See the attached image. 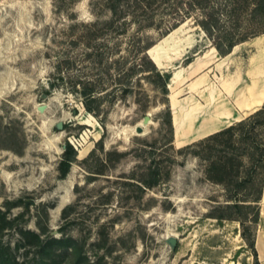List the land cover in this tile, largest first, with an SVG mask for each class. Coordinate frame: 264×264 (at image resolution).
I'll return each mask as SVG.
<instances>
[{"label": "rangeland", "instance_id": "374dc122", "mask_svg": "<svg viewBox=\"0 0 264 264\" xmlns=\"http://www.w3.org/2000/svg\"><path fill=\"white\" fill-rule=\"evenodd\" d=\"M79 2L0 0V264H254L246 240L256 192L209 180V152L226 143L194 157L196 148H184L200 139H191L194 126L171 144L168 112L171 102L203 104L211 91L258 98L264 35L222 58L197 10L173 30L180 17L171 6L144 28L112 16L106 0H88L82 12ZM146 43L157 45L159 74L138 69L150 66ZM68 144L76 155L61 175ZM63 237L72 250L51 240Z\"/></svg>", "mask_w": 264, "mask_h": 264}, {"label": "trees", "instance_id": "16d2710c", "mask_svg": "<svg viewBox=\"0 0 264 264\" xmlns=\"http://www.w3.org/2000/svg\"><path fill=\"white\" fill-rule=\"evenodd\" d=\"M108 9L112 16L130 19L138 23L140 27H150L152 25L153 11L162 5L171 6L174 14L178 17V22L172 25L176 28L177 23H181L185 18L191 16L193 10H197L200 16L196 23L203 30L221 57L231 53L234 46L247 41L264 33V0H106ZM125 21V20H124ZM151 45L146 43L140 46V52L143 54L142 60L147 61L150 66L139 65L140 71H155L159 74V68L153 63L147 49ZM147 54V55H146ZM149 57V58H148ZM190 60L187 61L189 63ZM88 108V103L84 102ZM168 129L171 134L170 143L173 144L174 128L172 124L171 110L168 112ZM226 143V150L221 148H212L209 152L211 161L205 173L209 180L215 183H225L226 180L233 181V187L238 190L250 186V192H256L251 198V203L256 206V219L258 221L259 207L258 202L262 192L264 176V103L255 111L251 112L242 119L235 121L218 131H215L199 140L186 144L185 149L196 148L193 156L198 159L203 158L202 149L207 144L214 142L219 146V142ZM227 152L223 154L222 152ZM75 152L71 150L68 144L65 154L58 164V170L61 175L68 171ZM243 156L247 160L243 161ZM242 168L246 171V176L240 174ZM157 183V179L151 183H142L149 187ZM236 201L232 206L239 207ZM215 218L229 219V216L217 215ZM244 238V234L241 233ZM57 243H64V249L72 250V237H63L60 239H51ZM248 247L257 263V256L254 247V235L252 240H246Z\"/></svg>", "mask_w": 264, "mask_h": 264}, {"label": "bare ground", "instance_id": "6f19581e", "mask_svg": "<svg viewBox=\"0 0 264 264\" xmlns=\"http://www.w3.org/2000/svg\"><path fill=\"white\" fill-rule=\"evenodd\" d=\"M237 47H239V44L234 46L230 54L222 58H228L231 55L235 54V52L238 49ZM156 48L157 45L152 46V48L148 50L147 54H149L148 56H151L150 59L153 60L155 62V65L159 68L160 59L156 54L155 51ZM177 76H178L177 73H175V75L172 78L175 80ZM211 95L215 96V92H212ZM209 96L203 97L206 102L204 109L198 107L196 102L193 101L191 98L187 99L185 102L183 101V103H176V102L173 103L172 113H173L175 132H176V142L178 143L181 142V131L183 130L182 128L183 126L187 130L191 129L194 126V132H192L193 136L191 139L199 138L205 135L207 136V134H209L212 130H214L217 126L221 124L222 119L225 117V115L229 114V111L223 105L222 101L215 100L216 97L214 98ZM172 99L173 96L170 95V100ZM257 102L258 100H256L255 103ZM247 107L250 108L249 106Z\"/></svg>", "mask_w": 264, "mask_h": 264}, {"label": "crops", "instance_id": "0c3cea01", "mask_svg": "<svg viewBox=\"0 0 264 264\" xmlns=\"http://www.w3.org/2000/svg\"><path fill=\"white\" fill-rule=\"evenodd\" d=\"M263 92H264V88H263V90L260 93L258 98L252 97L253 95H251L250 97H247L244 100H243V98H239L236 95L234 98L233 97L234 95H232L230 93H225L224 91H223L224 94L215 92V96L211 95L212 91L210 94H206L205 97H208L209 95H211L209 97H214V98L216 97L215 100L222 101L223 105L229 111V114L225 115V117L222 119L221 124L219 126H217L214 130H212L209 134L217 131L221 126L229 124L231 121H234V120L238 121L241 118H243V116L240 117V115L238 113H233V110L235 109V107H237L238 109H242L246 112H253L255 109L259 108L261 106V104L264 102V93ZM192 100L195 101L197 106L200 107L201 109L205 108V105H206L205 100H204L203 104L198 103V101L195 99H192ZM256 100H258L257 103H255ZM250 105H252V106H250ZM172 106H173V104L171 102V109H173ZM247 106H249L250 108H248ZM172 118H173V113H172ZM173 127H174V140H173V142H174V141H176L174 118H173ZM209 134H207V135H209ZM205 136H201L199 138H202ZM258 207H259V209H258L259 216H258V221L256 223V227L254 230V247H255L256 256H257V263L258 264H264V176H263L262 192H261V196H260V199L258 202Z\"/></svg>", "mask_w": 264, "mask_h": 264}, {"label": "water", "instance_id": "95a60500", "mask_svg": "<svg viewBox=\"0 0 264 264\" xmlns=\"http://www.w3.org/2000/svg\"><path fill=\"white\" fill-rule=\"evenodd\" d=\"M154 46V45H152ZM152 46H150L146 53H148V50L150 48H152ZM149 55V54H148ZM151 58V56H149ZM153 61V60H152ZM153 63L155 64V62L153 61ZM258 109V108H257ZM148 122H150V117H149V113H147L143 119L138 122L135 126H134V130L137 134H143L145 132V128L143 127L145 124H147ZM30 202V203H33L34 200H26L25 204L27 205V203ZM166 242L171 246L172 249L175 248L176 244H177V239L174 237V236H169L166 238Z\"/></svg>", "mask_w": 264, "mask_h": 264}, {"label": "clouds", "instance_id": "9594fccd", "mask_svg": "<svg viewBox=\"0 0 264 264\" xmlns=\"http://www.w3.org/2000/svg\"><path fill=\"white\" fill-rule=\"evenodd\" d=\"M87 4L88 0H80L79 4L76 6V10L78 12H82V10L86 8ZM80 19L84 20L85 22H90L92 21L93 17L90 14L83 12L80 16Z\"/></svg>", "mask_w": 264, "mask_h": 264}]
</instances>
